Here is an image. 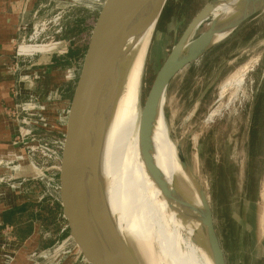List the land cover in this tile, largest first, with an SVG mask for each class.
Listing matches in <instances>:
<instances>
[{
  "label": "water",
  "instance_id": "95a60500",
  "mask_svg": "<svg viewBox=\"0 0 264 264\" xmlns=\"http://www.w3.org/2000/svg\"><path fill=\"white\" fill-rule=\"evenodd\" d=\"M166 1L104 0L86 28L60 93L51 131L50 193L58 219L83 264H143L135 243L123 238L110 218L105 185L98 181L97 162L88 166L83 160L85 156L105 154L112 114L122 81L130 69L129 64H120L119 58L144 28L154 30ZM262 12L264 0H209L172 46L141 110L138 146L145 172L167 205L192 229V243L210 264L226 261L207 196L189 170L182 142L176 145L177 160L193 185L198 204L184 196L176 180L167 181L156 162L154 129L170 81ZM208 20V28L193 39L196 30ZM220 71L206 86L202 97L214 85ZM97 225L105 229V235Z\"/></svg>",
  "mask_w": 264,
  "mask_h": 264
},
{
  "label": "rangeland",
  "instance_id": "374dc122",
  "mask_svg": "<svg viewBox=\"0 0 264 264\" xmlns=\"http://www.w3.org/2000/svg\"><path fill=\"white\" fill-rule=\"evenodd\" d=\"M208 1H166L146 52L139 94L140 110L143 108L154 77L172 46L187 24ZM84 10L90 11L83 8ZM83 11L80 9L78 15ZM208 26L209 20L196 30L192 38H197ZM66 27V40H71L77 53L86 32L85 25L75 26L71 22ZM40 56L46 55H38ZM245 65L248 66L249 71H246L243 85L235 97L232 94L234 89L231 88L226 90L223 98L220 97L221 86L239 73ZM218 71H220L218 79L202 97L204 89ZM262 78H264V12L244 23L202 58L179 72L170 81L164 94L162 110L168 134L170 133L168 136L175 145L182 142L183 154L189 170L207 196L226 264H264V250L263 248L258 250L256 241V238L262 235L263 240L261 237L260 239L264 245L262 197L264 113L256 130L257 145H248L246 129L243 136L239 137L244 129L239 128L238 122L239 111L244 109L252 94L256 93ZM261 85L260 89L264 94V81ZM44 106L43 110H47V106ZM218 108H221L219 116L206 124L209 113ZM42 113L43 111L39 114ZM50 113L54 115V122L57 112L52 110ZM43 119L44 128L50 130L49 122L52 116L49 115L47 118L43 116ZM39 134L48 140L52 136L50 132H39ZM18 149L19 151L16 149L14 151L20 152V156L22 146ZM8 152L12 154L11 151ZM3 159L8 160L6 157ZM5 160H2L3 163L0 165V173H5ZM18 164L20 165L19 161ZM13 165L17 167L16 163ZM17 173L12 174L15 180L11 182H18L27 175L24 171ZM26 177L36 176L28 174ZM0 192L1 195L5 194L3 188ZM5 195L0 199L5 198ZM51 207L58 219L57 209L52 204ZM7 237L11 239V236ZM58 239H60L59 230L55 228L49 231L41 242L44 245H53ZM29 254L26 255V261L31 264L28 259ZM13 262L14 259L11 258L10 263Z\"/></svg>",
  "mask_w": 264,
  "mask_h": 264
},
{
  "label": "bare ground",
  "instance_id": "6f19581e",
  "mask_svg": "<svg viewBox=\"0 0 264 264\" xmlns=\"http://www.w3.org/2000/svg\"><path fill=\"white\" fill-rule=\"evenodd\" d=\"M218 13L220 11L215 15ZM152 32V27L148 30L147 27L144 28L123 50L119 63L129 64L130 69L122 81L112 114L106 152L96 157L85 156L83 163H89L88 166H91L92 162H97L96 168L100 169L98 181L105 185V199L110 218L119 234L135 243L143 258V264H210L206 255L192 243V229L167 205L147 176L140 159L139 94ZM25 49L21 48V51ZM247 70L248 66L245 65L239 73L225 82L219 89L220 97L223 98L229 88L234 89L232 94L235 97L243 85ZM164 101L165 97L161 101L153 134L156 162L167 181L170 183L176 180L184 196L198 204L193 185L178 163L176 145L168 136L170 133L168 134L162 110ZM220 109L212 110L205 123H210L218 117ZM12 154L4 157L10 160L14 155ZM18 159L21 169L28 166L23 153ZM262 197L264 199V189ZM97 228L103 235L106 234L102 226L97 225Z\"/></svg>",
  "mask_w": 264,
  "mask_h": 264
},
{
  "label": "crops",
  "instance_id": "0c3cea01",
  "mask_svg": "<svg viewBox=\"0 0 264 264\" xmlns=\"http://www.w3.org/2000/svg\"><path fill=\"white\" fill-rule=\"evenodd\" d=\"M45 2L46 0H0V156L4 157L9 154L8 151H11V153L17 156L12 154L13 156L10 157V160L17 162L21 153H15L14 150L19 151V149L14 147L12 142L18 134L19 124L14 120L12 113L16 103L27 100L26 96L16 95L20 75L27 74L37 77L34 90L40 97V100L47 106V110L43 111L42 115L44 118L51 115L52 119L49 124L52 125L54 123V115L50 111L55 110L57 112L59 106V100H56L57 97L55 98V96H60L66 82L65 73L74 64L73 62L70 67L61 65L65 62L67 56H35L27 59L14 57L16 45L21 38L28 36L33 22V11ZM80 9L83 11V8L72 9L64 17V31L59 38L66 41L69 48L73 46V43H71V40H66V26L72 22L75 26L84 24L85 28H87L86 25H89L95 12L98 10V8L90 11L84 10L78 15L77 12ZM24 172L27 175L31 174L28 167L24 169ZM27 187L30 193L39 188L36 182L28 183L26 189ZM4 193L6 194L5 198L0 199V264L4 263V256L13 258L15 262L13 264H28L26 261L28 253L37 250L41 251L51 246L44 245L41 242L44 236L48 235L49 231H46L38 223L34 222L28 235L22 237L14 236L13 233L16 230L3 224V213L20 207L23 204L37 205V203L9 191H5ZM62 228L63 224L61 223L59 233ZM10 234L11 239L7 237ZM261 236L256 238L258 250L260 248L264 250V245L260 239ZM64 264L79 263L73 259H69Z\"/></svg>",
  "mask_w": 264,
  "mask_h": 264
},
{
  "label": "built area",
  "instance_id": "2783aa9c",
  "mask_svg": "<svg viewBox=\"0 0 264 264\" xmlns=\"http://www.w3.org/2000/svg\"><path fill=\"white\" fill-rule=\"evenodd\" d=\"M104 0H46L32 13L33 22L30 26L28 36L20 39L16 45L15 58H32L41 54L46 56H66L69 52V45L60 39L64 31L63 21L66 14L76 8L95 10L99 8ZM62 3V4H61ZM21 48H26L21 51ZM42 49V51H40ZM69 71L65 73L68 78ZM37 77L35 75L21 74L16 90L17 96H26L27 100L15 104L13 110L14 120L19 124L18 134L13 139V146L20 147V151L26 157L28 170L36 177L23 176L18 182H11L14 179L12 174L23 172L15 160L0 159V165L5 160V173H0V190L9 191L23 196L37 204L42 203L46 197L51 198L48 168L51 157V139L48 140L39 132L52 131L44 128L43 115L39 114L45 108V103L34 90ZM57 97V98H56ZM60 100V96H55ZM17 164V167L13 165ZM3 167V166H2ZM26 167V168H27ZM9 173V174H8ZM17 173V174H18ZM37 182L40 187L30 193L26 189L28 182ZM11 182V183H10ZM4 185H6L4 187ZM5 195V194H4ZM4 195H1L0 198ZM52 201V198H51ZM60 239L47 249L33 251L29 254L31 264H63L69 259L83 264L78 256L75 246L66 235L64 228L60 229ZM11 236V234H10ZM9 236V237H10ZM10 260V261H9ZM11 257L4 256L3 264H11Z\"/></svg>",
  "mask_w": 264,
  "mask_h": 264
},
{
  "label": "trees",
  "instance_id": "16d2710c",
  "mask_svg": "<svg viewBox=\"0 0 264 264\" xmlns=\"http://www.w3.org/2000/svg\"><path fill=\"white\" fill-rule=\"evenodd\" d=\"M66 56L67 57L65 62L61 65L70 67L72 66L76 57V50L74 48V45L72 47L70 46L69 52ZM37 184L38 187H40V184ZM51 204V198L46 197L42 203H39L37 205L23 204L22 206L15 209H10L4 212L2 215L3 224L4 226L14 228L16 232L13 233V235L16 237L28 235L34 222L38 223L46 231H51L55 228H58L59 230L61 223L53 214Z\"/></svg>",
  "mask_w": 264,
  "mask_h": 264
},
{
  "label": "flooded vegetation",
  "instance_id": "af4514ba",
  "mask_svg": "<svg viewBox=\"0 0 264 264\" xmlns=\"http://www.w3.org/2000/svg\"><path fill=\"white\" fill-rule=\"evenodd\" d=\"M264 78H262V82L259 84L256 89V93L250 97L247 101L244 109L239 111V128L243 131L240 133L239 137L243 136V132L246 129V140L248 145H257L258 140L256 137L258 126L261 122L264 113V94L261 91V84L263 83ZM246 126V127H245Z\"/></svg>",
  "mask_w": 264,
  "mask_h": 264
}]
</instances>
